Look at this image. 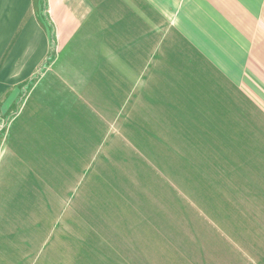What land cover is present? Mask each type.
Listing matches in <instances>:
<instances>
[{"label": "rangeland", "instance_id": "rangeland-1", "mask_svg": "<svg viewBox=\"0 0 264 264\" xmlns=\"http://www.w3.org/2000/svg\"><path fill=\"white\" fill-rule=\"evenodd\" d=\"M33 85L21 118L0 113V264L242 263L250 228L208 195L200 90L193 113L168 91L159 114L135 83L130 116L96 131L95 99Z\"/></svg>", "mask_w": 264, "mask_h": 264}, {"label": "crops", "instance_id": "crops-1", "mask_svg": "<svg viewBox=\"0 0 264 264\" xmlns=\"http://www.w3.org/2000/svg\"><path fill=\"white\" fill-rule=\"evenodd\" d=\"M138 82L159 114L168 91L193 113L200 90L213 209L236 203L251 242L240 264H264V0H0V113L21 118L31 85L61 87L95 99L98 131L130 116Z\"/></svg>", "mask_w": 264, "mask_h": 264}]
</instances>
